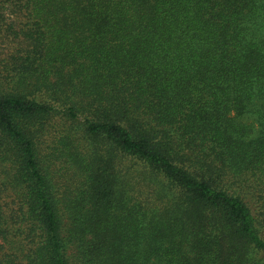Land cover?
<instances>
[{"label": "trees", "instance_id": "16d2710c", "mask_svg": "<svg viewBox=\"0 0 264 264\" xmlns=\"http://www.w3.org/2000/svg\"><path fill=\"white\" fill-rule=\"evenodd\" d=\"M0 264H264V0H0Z\"/></svg>", "mask_w": 264, "mask_h": 264}, {"label": "rangeland", "instance_id": "374dc122", "mask_svg": "<svg viewBox=\"0 0 264 264\" xmlns=\"http://www.w3.org/2000/svg\"><path fill=\"white\" fill-rule=\"evenodd\" d=\"M243 122L249 123V122H256L257 118L255 116L250 115L249 117L245 116L242 118ZM256 125H258V122H256Z\"/></svg>", "mask_w": 264, "mask_h": 264}]
</instances>
